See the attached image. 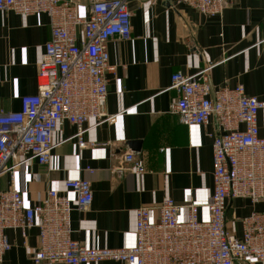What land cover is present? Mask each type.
Here are the masks:
<instances>
[{
    "label": "crops",
    "instance_id": "crops-1",
    "mask_svg": "<svg viewBox=\"0 0 264 264\" xmlns=\"http://www.w3.org/2000/svg\"><path fill=\"white\" fill-rule=\"evenodd\" d=\"M131 31L127 37L107 40L105 110L117 114L114 122L95 125L83 134L78 147L75 125L64 122L53 133L55 146L47 163L27 161L0 175V190L16 187L26 206L55 189L72 202V238L93 247H125L135 243V209L157 206L163 197L180 205L199 204L198 216L207 218L205 203L213 191L212 137L219 127L183 124L170 111L179 93L169 88L174 71L193 73L210 66L215 86H244L245 93L264 100V0H230L220 15L207 16L180 0H128ZM51 28L44 13L21 16L0 11V111L20 109V98L37 92L40 57ZM258 133L264 137V108L258 112ZM140 157L146 171L137 175L126 168L125 152ZM87 168L92 169L90 172ZM65 178H86L92 203L78 209ZM251 210L264 212V201L246 197L227 201V229L242 236L239 218ZM156 219L157 209L150 212ZM11 247L0 264H28L38 247L37 228L24 239L8 229ZM53 264H66L57 262ZM81 264H121L113 260ZM253 264H263L254 261Z\"/></svg>",
    "mask_w": 264,
    "mask_h": 264
},
{
    "label": "built area",
    "instance_id": "built-area-1",
    "mask_svg": "<svg viewBox=\"0 0 264 264\" xmlns=\"http://www.w3.org/2000/svg\"><path fill=\"white\" fill-rule=\"evenodd\" d=\"M200 13L220 15L230 0H180ZM128 0H0V11L21 16L44 13L51 34L38 64L37 92L20 98L17 111H0V175L15 179L17 167L27 161L47 163L55 146L53 133L64 122L75 125L70 137L79 148L91 127L114 122L107 113V40L130 34ZM210 66L193 73L174 71L169 88L179 93L170 107L183 124L208 125L215 118L219 131L212 137L213 191L205 203L207 218L198 216L199 204H187V219L179 218L180 205L163 197L155 207L135 209V243L125 247H93L72 238V202L49 189L43 198L26 206L20 191L12 186L0 190V263L11 243L6 230L18 229L24 239L37 228L38 247L28 264L94 263L113 260L121 264H264V212L251 210L240 217L242 236L227 227V201L246 197L264 201V137L258 133V112L264 100L245 93L244 86H215ZM126 168L139 175L143 160L125 152ZM90 172L92 169L87 168ZM64 185L76 197L77 208L92 203L86 178H65ZM157 209L158 217L150 212Z\"/></svg>",
    "mask_w": 264,
    "mask_h": 264
}]
</instances>
